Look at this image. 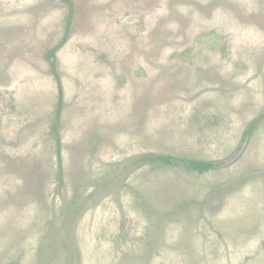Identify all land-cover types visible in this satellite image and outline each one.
I'll return each mask as SVG.
<instances>
[{"label":"rangeland","instance_id":"374dc122","mask_svg":"<svg viewBox=\"0 0 264 264\" xmlns=\"http://www.w3.org/2000/svg\"><path fill=\"white\" fill-rule=\"evenodd\" d=\"M0 264H264V0H0Z\"/></svg>","mask_w":264,"mask_h":264},{"label":"trees","instance_id":"16d2710c","mask_svg":"<svg viewBox=\"0 0 264 264\" xmlns=\"http://www.w3.org/2000/svg\"><path fill=\"white\" fill-rule=\"evenodd\" d=\"M212 38L213 41L211 43V41H207L206 43H208L207 45H209L208 47L213 49V50H219V45L216 46L215 43L219 44L222 40V37L216 33V32H210V33H205V34H201L196 38V42L201 43V42H205V40ZM214 42V43H213ZM54 52V51H52ZM61 108V106H60ZM58 120H59V115H58ZM214 162H210V161H204V160H194V159H189L187 161V165H189L191 167L192 170H197L200 172H204L206 170H209L211 168H213Z\"/></svg>","mask_w":264,"mask_h":264},{"label":"crops","instance_id":"0c3cea01","mask_svg":"<svg viewBox=\"0 0 264 264\" xmlns=\"http://www.w3.org/2000/svg\"><path fill=\"white\" fill-rule=\"evenodd\" d=\"M60 106H61V104H60ZM60 106H59V111H61V108H60ZM58 111V112H59ZM60 113V112H59ZM58 113V115H59V120H58V117H57V123H59V121H60V114Z\"/></svg>","mask_w":264,"mask_h":264}]
</instances>
